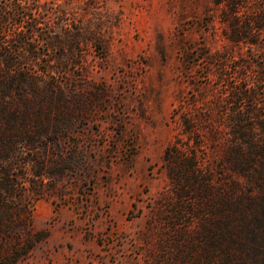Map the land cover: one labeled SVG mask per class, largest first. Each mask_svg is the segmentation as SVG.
<instances>
[{"label": "rangeland", "instance_id": "374dc122", "mask_svg": "<svg viewBox=\"0 0 264 264\" xmlns=\"http://www.w3.org/2000/svg\"><path fill=\"white\" fill-rule=\"evenodd\" d=\"M212 5L0 0V124L38 144L12 138L0 264H202L204 217L183 212L180 188L256 196L230 249L262 263L264 156L244 174L228 160L248 151L238 124L264 148V36L229 42Z\"/></svg>", "mask_w": 264, "mask_h": 264}, {"label": "trees", "instance_id": "16d2710c", "mask_svg": "<svg viewBox=\"0 0 264 264\" xmlns=\"http://www.w3.org/2000/svg\"><path fill=\"white\" fill-rule=\"evenodd\" d=\"M212 3L211 10L221 7L219 21L226 29L223 35L229 42L234 44H258V40L264 36V0H212ZM214 17L215 15L212 13L206 19L208 22H212ZM2 79L0 88L5 89L7 86L2 82ZM0 94L5 95L1 91ZM244 96H247L245 92ZM7 115L6 110H0V119L5 118L7 121ZM236 126L240 128L237 131L234 129L233 138L248 140L245 142L248 151H243L240 146L235 145L234 149L231 150L232 159L228 160V165L230 166V172L244 174L248 170L247 166L251 159L264 156V148L261 145H253L254 135L244 134L241 129L245 127L240 124ZM24 133L20 127L12 128L9 124L4 126L0 124V188H9L10 185L8 177L9 163L14 155V150L17 151L18 147V141L12 142V138L22 137L21 146L26 150L36 152L35 149L38 144L34 142L33 139L35 138L31 136L27 140ZM173 149L175 153H178V150L172 145L165 151V159H168L169 156L171 161L174 159L175 154L171 153ZM246 159L249 161L247 162ZM173 170L175 169L173 168ZM178 198L184 213L189 214L192 218L204 217L202 232L205 236L202 264H234L232 249H230L235 243L234 218L238 214L239 208L243 206L245 199L255 201L256 196L247 198L230 189L199 188L194 192L191 188H180ZM261 199L264 202L262 197ZM207 201L212 202L210 211L203 212L202 210L205 208V202ZM261 206L264 205L261 204ZM192 237L189 238L190 241H193L197 236L193 239ZM261 264H264L263 259Z\"/></svg>", "mask_w": 264, "mask_h": 264}]
</instances>
